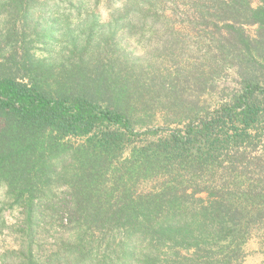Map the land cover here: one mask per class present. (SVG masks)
Segmentation results:
<instances>
[{"label":"trees","instance_id":"trees-1","mask_svg":"<svg viewBox=\"0 0 264 264\" xmlns=\"http://www.w3.org/2000/svg\"><path fill=\"white\" fill-rule=\"evenodd\" d=\"M66 1L81 13L85 0H0V185L22 215L3 223L20 241L0 264H242L254 239L264 254V0H123L127 23L103 25L111 37L191 31L207 48L205 75L239 79L212 104L184 98L175 81H132L118 65L80 60L50 80L31 55L6 64L18 24L44 46L58 40ZM72 32L62 35L82 53L91 38ZM155 103L162 125L135 130Z\"/></svg>","mask_w":264,"mask_h":264},{"label":"rangeland","instance_id":"rangeland-1","mask_svg":"<svg viewBox=\"0 0 264 264\" xmlns=\"http://www.w3.org/2000/svg\"><path fill=\"white\" fill-rule=\"evenodd\" d=\"M122 3L123 0H85L80 9L81 13L78 14L77 11L69 8L66 1L60 6L58 12H55L59 30L56 35L58 40L49 44L50 46H44L36 41L33 36L34 31L30 27L32 24L26 29L18 24L19 39L14 46L17 54L14 56V62H6V64L14 65L15 61L21 64L23 57L31 55L32 59L44 61L42 64L44 69H39L40 76L46 75V78L50 80L57 79L61 68L69 67L80 60L85 67L100 64L118 65L123 75H127L132 81L139 80L147 83L175 81L184 98L204 99L208 104L218 103L222 97L238 91L239 79L233 70H219L214 76L205 75L209 71L210 62L202 55L206 54L207 48L189 30L184 29L183 33L176 37L169 34L170 28L157 31L137 28L128 31L122 29V31H116V34L111 37V31L103 25L105 23H127L128 18L121 20L118 18L121 14L117 15ZM252 4L256 6L257 0H252ZM41 12L36 13L35 16H41L43 11ZM158 16L161 17L158 18L161 26L167 25L161 21L163 16L160 12ZM6 23L9 22L6 21ZM187 24H185L186 28L189 29ZM67 25H70L73 30L71 34L77 36L79 40L87 41L88 37L91 38V45L86 46L82 53L78 51L82 48L73 51L68 37L62 35ZM40 28L38 27V31ZM244 29L247 34L254 35L256 26H245ZM12 51L5 50L3 54L8 55ZM204 81H207L212 88L203 91L201 83ZM205 92L208 94L206 95ZM146 110L150 114L149 118H142L138 115L134 118L137 131L143 130L141 125L145 122H148L150 126L162 125L163 118L167 117L163 112L165 109L162 110L157 103L151 104ZM5 193V188L0 185V252L20 241L19 237L8 236L7 226L17 225L22 219L20 210L9 205ZM245 251L246 257L242 264H264V254L259 250L255 239L247 243Z\"/></svg>","mask_w":264,"mask_h":264}]
</instances>
